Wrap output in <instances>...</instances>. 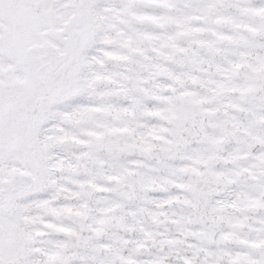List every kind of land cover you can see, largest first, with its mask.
<instances>
[{"label": "snow or ice", "instance_id": "1", "mask_svg": "<svg viewBox=\"0 0 264 264\" xmlns=\"http://www.w3.org/2000/svg\"><path fill=\"white\" fill-rule=\"evenodd\" d=\"M0 264H264V0H0Z\"/></svg>", "mask_w": 264, "mask_h": 264}]
</instances>
